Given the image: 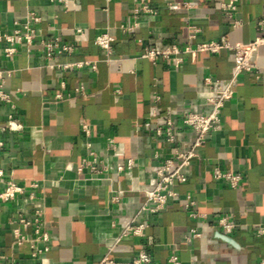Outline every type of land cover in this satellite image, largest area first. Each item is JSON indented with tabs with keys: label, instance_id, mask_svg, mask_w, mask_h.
Wrapping results in <instances>:
<instances>
[{
	"label": "crops",
	"instance_id": "obj_1",
	"mask_svg": "<svg viewBox=\"0 0 264 264\" xmlns=\"http://www.w3.org/2000/svg\"><path fill=\"white\" fill-rule=\"evenodd\" d=\"M77 10L66 11L51 0H34L30 7L42 16L39 37L30 52L25 46L12 59L3 54L0 68L13 73L6 90L14 110L0 102V167L13 171L21 182L38 180L37 201L42 203L52 235L51 249L43 258L30 256L28 246L14 242L11 222L20 212L30 215L34 201L28 193L14 201H0V257L2 264H97L120 238L110 257L118 262L134 258L141 250L152 264H168L171 252L182 264H260L264 257V45L259 48L258 72H242L234 83V94L221 109L223 128L209 134L200 156L184 169L187 182L179 184L178 196L159 213L141 210L145 190L155 183V170L174 146L190 148L195 132L180 124V116L191 110L208 112L205 79L230 80L236 68L233 52L191 51L181 61L142 57L144 46L184 48L190 24L201 28L193 44L248 43L264 35V0H237L234 27L222 10L228 0H146L155 14L135 15V0H80ZM170 2L173 4L170 5ZM177 2L188 7L176 8ZM26 0H0V28L12 32L14 21L28 9ZM131 27V29H128ZM82 28V32L76 31ZM114 37L108 54L95 44L97 35ZM59 37L75 44L72 53L56 54L55 64L89 62L81 67H50L40 39ZM96 65L94 69L92 65ZM83 86L84 91L76 92ZM64 97L54 99L57 93ZM159 97V98H157ZM12 111L23 122L20 132L2 130ZM171 116L176 142L169 144L155 134ZM93 129L90 139L97 154L110 163L135 164L123 173L114 168L103 177H92L77 169L85 155L81 123ZM114 137L122 151L115 156L106 148ZM239 172L242 182L232 187L214 177V169ZM113 190H121V205L113 203ZM196 200V210L206 216L193 218L186 208L187 195ZM227 216L236 223L231 234L218 227ZM136 219L145 223L142 235L122 237ZM193 226L202 231L192 242L185 235Z\"/></svg>",
	"mask_w": 264,
	"mask_h": 264
},
{
	"label": "built area",
	"instance_id": "obj_2",
	"mask_svg": "<svg viewBox=\"0 0 264 264\" xmlns=\"http://www.w3.org/2000/svg\"><path fill=\"white\" fill-rule=\"evenodd\" d=\"M34 0H26L29 6L26 14L14 21V28L12 32L0 28V42H6L3 54L6 59H12L19 51L20 46H25L27 51L30 52L32 47L37 42L39 37V25L42 21V16L30 7L31 2ZM54 3L62 4L66 11L77 10L80 8V0H51ZM138 5L134 9L135 15L140 13L155 14L156 9L151 6L146 0H135ZM237 0L224 1L221 4L225 17L231 21L234 27L242 25V20L235 16L237 10ZM173 3L170 2V5ZM188 2H177L176 8L188 7ZM260 28L264 26V18L260 20ZM190 34L187 45L184 48L178 45H169L166 47H152L145 45L144 51L141 56L149 58L156 62L158 59L167 61H181L183 55L191 51H207L217 52L221 49H227L233 52L236 68L233 77L225 82L219 80H212L211 78L205 79V86L201 90L202 94L206 95L207 104L209 105L208 112H200L191 110L182 114L179 118L180 124L192 129L195 132V139L187 149H181L178 146H174L172 153L169 156H165L161 150H156L154 153L155 158L162 159V163L156 168V179L154 185L145 190L144 204L141 210H147L151 213H159L164 210L169 201L172 198L178 196L179 191L177 186L187 182V175L184 173V169L191 165L195 158L200 156L199 149L208 142L209 134L213 131H220L223 128L221 119V109L225 105L226 101L234 94V83L237 76L242 72H258L259 61L258 54L259 48L264 45V35H259L255 40L248 43H231L225 37H222L220 41L216 42H203L193 44L198 34L201 32V28L196 24H190ZM131 29V27H128ZM76 31L82 32V28H76ZM114 37L109 32H103L96 36L95 44L103 48L108 54L112 51V44ZM39 43L43 47L44 57L48 60V66L50 67H81L89 62H74L65 64L53 63V58L56 54L72 53L76 50L75 44L63 43L59 37L40 39ZM95 69L96 65H92ZM11 70L0 68V102L9 104L11 109L14 110L11 94L6 90V84L10 76ZM83 86L76 88V92L83 93ZM64 97L62 92L57 93L54 99H61ZM159 98V97H157ZM175 121L173 117L168 116L163 125H159L155 129L157 137L162 138L164 142L169 144H175L176 131ZM2 130H9L13 132H20L24 129L23 122L12 111L8 114L7 122L1 127ZM81 129L86 137L85 142V155L81 158L80 165L77 169L79 174L89 172L92 177H103L104 174L109 172L112 168L117 173H123L126 169L132 168L135 164L134 158H128L126 164L120 162L110 163L109 161L101 158L90 140L93 137V129L88 122L81 123ZM4 141L0 134V148L3 146ZM106 148L110 150L115 156L122 155L117 140L114 137H109L106 140ZM214 177L216 179L226 180L232 187H237L243 180V175L239 172L223 171L220 168L214 169ZM38 180H31L21 182L16 180L13 171L6 172V170L0 167V201L10 202L18 198L19 195L28 193L29 198L34 201L33 210L30 215L20 212L17 217L12 219L14 225L12 233L14 236V242L18 246H28L30 250V256L33 258H43L51 249L52 235L48 229L46 222L45 209L41 202L37 201L36 191L39 187ZM121 190H113L111 201L113 203L121 205L122 203ZM196 200L191 194L187 195L186 208L190 211V215L193 218L200 216H206V214L200 213L196 210ZM225 233L231 234L236 227V223L227 216L221 217L217 222ZM148 225L145 223H139L136 219H133L123 230L122 237L129 234L142 235L145 228ZM258 235L264 234V227H260L257 230ZM202 236V231L199 226H193L189 229L185 235L187 242H192L196 238ZM118 238L115 243L110 246L102 259L97 264H152L150 255L141 250L134 258L126 262H118L110 257L115 245L119 242ZM0 264L1 257H0ZM168 264H182L181 257L178 252H171L168 258ZM260 264H264V257L261 259Z\"/></svg>",
	"mask_w": 264,
	"mask_h": 264
}]
</instances>
